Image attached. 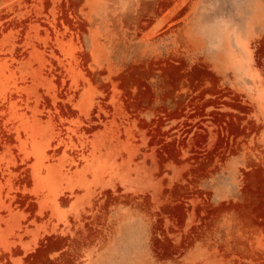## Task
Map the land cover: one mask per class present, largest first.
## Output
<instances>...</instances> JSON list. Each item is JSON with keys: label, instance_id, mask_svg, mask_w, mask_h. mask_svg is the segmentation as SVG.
Instances as JSON below:
<instances>
[{"label": "rangeland", "instance_id": "obj_1", "mask_svg": "<svg viewBox=\"0 0 264 264\" xmlns=\"http://www.w3.org/2000/svg\"><path fill=\"white\" fill-rule=\"evenodd\" d=\"M0 264H264V0H0Z\"/></svg>", "mask_w": 264, "mask_h": 264}]
</instances>
